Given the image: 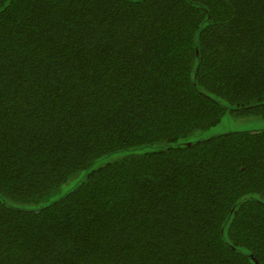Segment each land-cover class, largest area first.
Instances as JSON below:
<instances>
[{
	"label": "trees",
	"instance_id": "obj_1",
	"mask_svg": "<svg viewBox=\"0 0 264 264\" xmlns=\"http://www.w3.org/2000/svg\"><path fill=\"white\" fill-rule=\"evenodd\" d=\"M229 112L264 0H0V264H264V127L195 139Z\"/></svg>",
	"mask_w": 264,
	"mask_h": 264
},
{
	"label": "rangeland",
	"instance_id": "obj_2",
	"mask_svg": "<svg viewBox=\"0 0 264 264\" xmlns=\"http://www.w3.org/2000/svg\"><path fill=\"white\" fill-rule=\"evenodd\" d=\"M255 126H258L259 128L264 127V119L254 117L235 118L233 117L232 113L229 112L217 126L207 131L198 133L195 136V139L217 135L229 130H249ZM79 179L80 175L78 174L75 176L72 182H69V184L64 189L55 193L53 196L58 198L73 190L75 188L74 186L76 181Z\"/></svg>",
	"mask_w": 264,
	"mask_h": 264
},
{
	"label": "snow or ice",
	"instance_id": "obj_3",
	"mask_svg": "<svg viewBox=\"0 0 264 264\" xmlns=\"http://www.w3.org/2000/svg\"><path fill=\"white\" fill-rule=\"evenodd\" d=\"M125 155H127V153H125ZM5 193L3 192V190H0V198L4 197Z\"/></svg>",
	"mask_w": 264,
	"mask_h": 264
}]
</instances>
